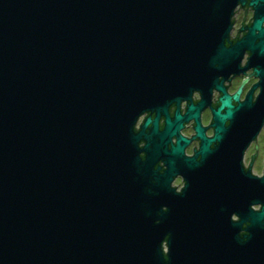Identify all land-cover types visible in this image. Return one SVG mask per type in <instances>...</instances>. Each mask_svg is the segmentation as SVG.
Segmentation results:
<instances>
[{
  "label": "water",
  "instance_id": "obj_1",
  "mask_svg": "<svg viewBox=\"0 0 264 264\" xmlns=\"http://www.w3.org/2000/svg\"><path fill=\"white\" fill-rule=\"evenodd\" d=\"M238 4L245 1L0 0V264H215L205 246L230 242L203 233L210 183L241 171L243 209L264 199V177L240 165L264 123V69L255 104L249 94L235 107L219 82L245 50L264 56V0L251 1L252 26L226 46ZM213 88L224 93L213 112L222 142L215 171L204 164L212 140L198 122L200 162L183 158L184 138L168 148L203 102L173 120L167 111ZM145 112L155 118L135 133ZM177 173L189 179L181 195L170 187ZM249 216L252 227L264 221V211Z\"/></svg>",
  "mask_w": 264,
  "mask_h": 264
},
{
  "label": "flooded vegetation",
  "instance_id": "obj_2",
  "mask_svg": "<svg viewBox=\"0 0 264 264\" xmlns=\"http://www.w3.org/2000/svg\"><path fill=\"white\" fill-rule=\"evenodd\" d=\"M245 4H238L234 9L231 18V31L226 43L227 47L236 44L242 40L252 26L255 16V7L251 5L252 0H244ZM264 28V21L261 25ZM257 33V32H256ZM257 42V41H256ZM234 71L224 73L219 77V82L225 91V94L231 98V103L236 107L244 103L247 96L251 94V104L257 103L262 94V79L258 76L257 71L264 69V56L258 58L248 50H245L240 58V61L234 66ZM224 93L216 88L211 90V93L195 90L191 94V101H181L178 105L171 103L168 107V114L171 120L174 119L177 109L181 116L186 114L189 105L197 106L203 102V107L198 112V118L190 119L183 122L182 128L179 130L178 136H172L168 148L177 145L179 138H184L189 141L183 148V158H195V163L200 162L201 156L199 155L202 139L197 136L195 127L197 122L203 129V137L206 140H212L209 145L210 154L206 157L205 163L216 170V162L219 161L218 157L221 154L222 142L214 140L215 129L213 112L221 105V99ZM237 97V99L235 98ZM147 118L154 119V112H145L137 120L134 125L135 133H139ZM166 118L161 115L159 118V130L164 129ZM228 126V123L225 124ZM149 128L146 130L148 132ZM184 145V143H181ZM145 142H139V148L142 149ZM140 157L144 160L146 154L141 152ZM206 165V166H207ZM240 165L244 173H248L252 178L264 177V123L257 136L248 144L244 149L240 158ZM207 166V167H209ZM155 168H159V173L166 170L163 160L155 164ZM202 166L196 168L191 173H196ZM190 172V171H189ZM183 173H177L172 177L170 187L176 195H181L185 190L189 179ZM211 174L209 180L213 179ZM234 180V188H229L231 182ZM251 180L245 182L250 184ZM211 189L205 191V196L202 199L204 204V219H203V233L207 235L208 241L212 237L213 241L220 242L228 239L230 245H212L205 246L204 254L209 263L215 264H241L243 259L248 264H264V241L258 247L254 244L253 236L256 231L264 235V221L260 222L259 227L255 228L251 225V217L264 211V199L249 198L247 206L243 209L240 204L241 195V171L234 179H230L225 185H217L211 182ZM178 197V196H177ZM163 210L166 211V208ZM244 219V221H243ZM164 251L167 253V245H163Z\"/></svg>",
  "mask_w": 264,
  "mask_h": 264
}]
</instances>
